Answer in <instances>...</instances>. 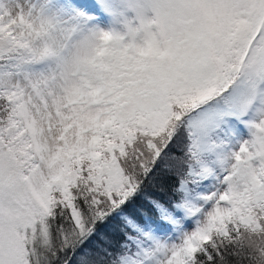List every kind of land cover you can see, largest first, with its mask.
Segmentation results:
<instances>
[{
  "label": "snow or ice",
  "instance_id": "1",
  "mask_svg": "<svg viewBox=\"0 0 264 264\" xmlns=\"http://www.w3.org/2000/svg\"><path fill=\"white\" fill-rule=\"evenodd\" d=\"M0 264H264V0H0Z\"/></svg>",
  "mask_w": 264,
  "mask_h": 264
}]
</instances>
